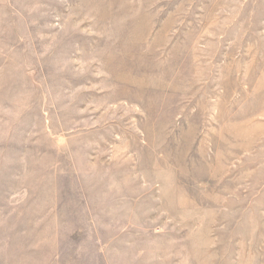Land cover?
Listing matches in <instances>:
<instances>
[{"label": "rangeland", "instance_id": "rangeland-1", "mask_svg": "<svg viewBox=\"0 0 264 264\" xmlns=\"http://www.w3.org/2000/svg\"><path fill=\"white\" fill-rule=\"evenodd\" d=\"M0 264H264V0H0Z\"/></svg>", "mask_w": 264, "mask_h": 264}]
</instances>
